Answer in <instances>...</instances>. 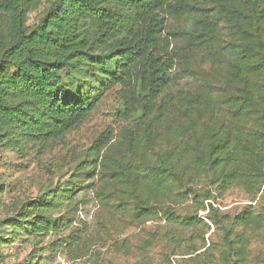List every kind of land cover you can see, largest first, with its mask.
I'll list each match as a JSON object with an SVG mask.
<instances>
[{"label": "rangeland", "instance_id": "rangeland-1", "mask_svg": "<svg viewBox=\"0 0 264 264\" xmlns=\"http://www.w3.org/2000/svg\"><path fill=\"white\" fill-rule=\"evenodd\" d=\"M53 2L35 0L26 15L30 30ZM240 2L250 15L248 2ZM210 11L204 14L216 13ZM195 27L192 19L169 18L162 38L170 49L189 48L186 32ZM216 32L218 38L208 36L195 50L191 71H173L165 93L172 106L154 120L159 127L152 148L138 118L118 117L121 86L99 65L65 72L67 91H80L91 103L88 119L49 144L16 132L0 145V264H264V166L259 180L247 168L250 184L228 189L208 168H188L218 125L235 127L233 97L246 85L264 86V76L255 74L234 82L242 41L223 23ZM136 126L141 145L133 149L122 134ZM240 127L247 131L252 123ZM106 131L111 141L97 157L91 149ZM184 149L187 157L176 167L184 185L168 177L167 196L154 198L149 185L157 154ZM128 169L136 176L129 178ZM140 202L150 213L138 214Z\"/></svg>", "mask_w": 264, "mask_h": 264}, {"label": "trees", "instance_id": "trees-1", "mask_svg": "<svg viewBox=\"0 0 264 264\" xmlns=\"http://www.w3.org/2000/svg\"><path fill=\"white\" fill-rule=\"evenodd\" d=\"M246 1L252 8L250 15L240 0H54L30 30L26 15L34 9L35 0H0V145L16 132L32 143L49 144L78 129L88 119L91 103L80 91H67L64 74L99 65L110 83L121 86L118 117L138 118L152 148L159 127L154 120L172 106L165 93L173 71L177 66L191 71L195 50L208 36L218 38L219 23L242 41L234 82L240 83L247 74L264 76V0ZM207 10L216 13L205 15ZM169 18L192 19L197 25L186 32L189 48L170 49L171 43L162 38ZM260 57L261 63L257 62ZM252 87L246 85L243 95L233 97L235 127L218 125L205 153H197L188 167L208 168L219 175L225 189L249 185L247 168L259 180L264 166V86ZM249 121L252 127L244 131L240 125ZM140 127L127 128L122 134L130 148L141 145ZM110 141L106 131L91 150L98 157ZM186 152L157 154L151 196H167L168 177L184 185L176 167L182 168ZM90 166L89 174L95 170L94 163ZM110 167V161L103 164L106 172ZM127 174L131 178L137 171L128 169ZM138 209L139 215L150 213L142 202Z\"/></svg>", "mask_w": 264, "mask_h": 264}]
</instances>
